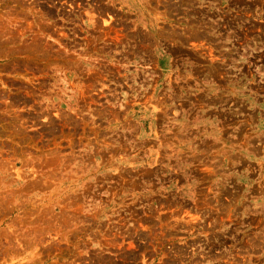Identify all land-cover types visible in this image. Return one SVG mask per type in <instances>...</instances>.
I'll list each match as a JSON object with an SVG mask.
<instances>
[{"label":"rangeland","instance_id":"1","mask_svg":"<svg viewBox=\"0 0 264 264\" xmlns=\"http://www.w3.org/2000/svg\"><path fill=\"white\" fill-rule=\"evenodd\" d=\"M0 264H264V0H0Z\"/></svg>","mask_w":264,"mask_h":264}]
</instances>
